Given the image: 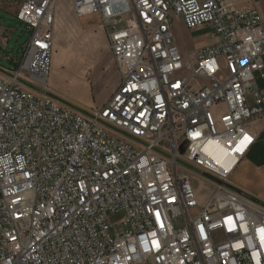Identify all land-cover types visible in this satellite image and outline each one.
<instances>
[{"label":"built area","instance_id":"obj_1","mask_svg":"<svg viewBox=\"0 0 264 264\" xmlns=\"http://www.w3.org/2000/svg\"><path fill=\"white\" fill-rule=\"evenodd\" d=\"M59 0H24L0 57V264H264V201L230 177L264 117V27L225 0H72L120 84L100 108L50 87ZM212 30L186 62L173 32ZM206 27V28H205ZM12 31L0 26L6 50ZM193 176L212 186L201 206Z\"/></svg>","mask_w":264,"mask_h":264},{"label":"rangeland","instance_id":"obj_2","mask_svg":"<svg viewBox=\"0 0 264 264\" xmlns=\"http://www.w3.org/2000/svg\"><path fill=\"white\" fill-rule=\"evenodd\" d=\"M23 2L24 0H0V26L12 31L6 50L0 47V57L13 54V58L21 59L23 45L30 40V32L16 17ZM71 4L72 0H60L57 7V20L65 16V11ZM72 18L76 19L74 13ZM180 22L182 21L178 18L173 25L174 35L179 44L190 48L191 51H193L192 48L211 37L212 30L210 27H205L206 29H203L199 34L193 35V37L199 36L200 38H196L199 40H192ZM80 24L86 27L87 32L97 29V21L93 18L80 22ZM189 32L193 31L189 30ZM58 35L57 32L49 80L51 89L67 101L88 108H92V102L103 100L105 104L112 97L120 80L112 56L109 57V47L94 52L90 51L93 38L100 39L101 33L92 35L78 31L76 26H72L69 32ZM65 48H69L71 54L62 61V57L64 58L66 54ZM55 61H60L58 66L54 63ZM0 64L7 68L12 67L8 62L0 61ZM83 69L86 70L84 75L82 74ZM193 179L199 204L203 206L213 193L212 186L197 176H193Z\"/></svg>","mask_w":264,"mask_h":264},{"label":"crops","instance_id":"obj_3","mask_svg":"<svg viewBox=\"0 0 264 264\" xmlns=\"http://www.w3.org/2000/svg\"><path fill=\"white\" fill-rule=\"evenodd\" d=\"M225 5L230 10L247 11L251 9H256L262 17V26L264 27V0H225ZM68 6H69L68 9L65 11L66 13L65 16L60 17L59 20H57V12H56L55 35L57 32L59 35L63 33H67L71 30L72 26H76L78 31H84L92 35H97L99 32L101 33L100 39L93 38V41L90 44V46H92L90 51L94 52V51H98L100 49H106L107 47H109L108 39L103 29L100 18L98 16H89V17L80 18L75 14L72 4ZM73 13L76 16L75 20H73L72 18ZM90 18L96 19L97 29L95 31L89 30L87 32L86 27H83L80 24V22L87 21ZM180 24L188 32L192 40L196 38H200L199 36L193 37V35L199 34V32H201L202 30L189 32V30L184 26L182 22H180ZM196 40H199V39H196ZM176 43L179 46L181 52H183L182 55L185 61L190 62L193 60V56L196 50L200 48L212 46L216 43V40H213L210 37L209 40L192 48L193 51H191L190 48H187L183 44H179L177 38H176ZM65 49H66V54L64 58L62 57L61 59L62 61H64L71 54V51L69 48H65ZM111 56H112V52L109 47V57ZM112 60H113V56H112ZM60 61L54 62L56 66H58ZM85 71L86 70L83 69L82 71L83 75L85 74ZM258 87L264 90V80L262 79L258 80ZM116 90L114 91V93L116 92ZM105 104L103 100H101L99 102H92L91 107L100 108ZM248 128L250 132L252 133V135L256 138V141L253 147L251 148V150L249 151V153L247 154V156L238 164L237 168L231 175L230 184L232 185V187L239 190L240 192L264 201V117L260 119L252 120L248 124Z\"/></svg>","mask_w":264,"mask_h":264},{"label":"snow or ice","instance_id":"obj_4","mask_svg":"<svg viewBox=\"0 0 264 264\" xmlns=\"http://www.w3.org/2000/svg\"><path fill=\"white\" fill-rule=\"evenodd\" d=\"M262 232H264V230H261Z\"/></svg>","mask_w":264,"mask_h":264}]
</instances>
